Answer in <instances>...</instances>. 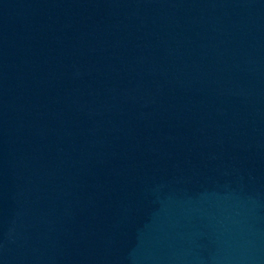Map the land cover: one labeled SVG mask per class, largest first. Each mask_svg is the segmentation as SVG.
<instances>
[{"label": "water", "instance_id": "water-1", "mask_svg": "<svg viewBox=\"0 0 264 264\" xmlns=\"http://www.w3.org/2000/svg\"><path fill=\"white\" fill-rule=\"evenodd\" d=\"M0 264H264V0H0Z\"/></svg>", "mask_w": 264, "mask_h": 264}]
</instances>
